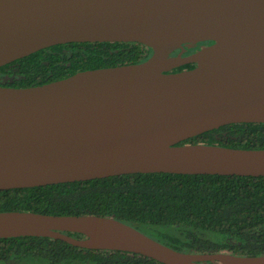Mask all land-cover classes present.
Masks as SVG:
<instances>
[{
  "label": "water",
  "instance_id": "water-1",
  "mask_svg": "<svg viewBox=\"0 0 264 264\" xmlns=\"http://www.w3.org/2000/svg\"><path fill=\"white\" fill-rule=\"evenodd\" d=\"M72 42H136L151 53L0 86V190L131 173L264 176V148L179 144L264 123V0H0V66ZM201 42L210 44L182 55L183 44ZM187 63L195 66L174 71ZM18 236L163 264H264V255L178 251L111 216L1 211L0 238Z\"/></svg>",
  "mask_w": 264,
  "mask_h": 264
},
{
  "label": "trees",
  "instance_id": "trees-1",
  "mask_svg": "<svg viewBox=\"0 0 264 264\" xmlns=\"http://www.w3.org/2000/svg\"><path fill=\"white\" fill-rule=\"evenodd\" d=\"M204 43L209 42L200 44ZM150 52L136 42L57 44L0 66V86L41 85L81 70L137 63ZM182 143L260 149L264 148V123L226 124ZM1 211L111 216L178 251L264 255V176L131 173L14 188L0 190ZM0 264L163 263L126 251L18 236L0 238Z\"/></svg>",
  "mask_w": 264,
  "mask_h": 264
},
{
  "label": "flooded vegetation",
  "instance_id": "flooded-vegetation-1",
  "mask_svg": "<svg viewBox=\"0 0 264 264\" xmlns=\"http://www.w3.org/2000/svg\"><path fill=\"white\" fill-rule=\"evenodd\" d=\"M91 43H94V42H91ZM115 43V42H114ZM118 43H121V42H118ZM133 43H135V42H133ZM66 44V43H65ZM208 44H210V42L209 43H204V44H200V43H197V44H195L194 46H189L188 44H183V48H184V52L182 53V55H187V54H190V53H192V52H194V51H196L197 49H199V48H201L202 46H205V45H208ZM199 45V46H198ZM196 46H197V48H196ZM145 47V46H144ZM146 48H148V47H146ZM178 51H179V49H177V50H175L173 53H172V55H176L177 53H178ZM151 53V52H150ZM149 56H150V54H149ZM148 56V57H149ZM147 57V58H148ZM141 62V61H140ZM138 63V62H137ZM188 64H192L193 65V67L195 66V64L194 63H187V64H184V65H182V66H180V67H184L183 69H186L185 68V65H188ZM120 64H116V66H119ZM124 65H126V64H124ZM111 67H113V66H111ZM179 68V67H178ZM192 68V67H191Z\"/></svg>",
  "mask_w": 264,
  "mask_h": 264
}]
</instances>
